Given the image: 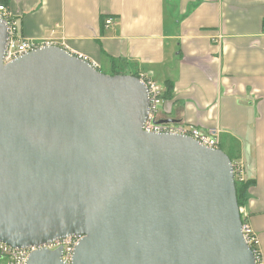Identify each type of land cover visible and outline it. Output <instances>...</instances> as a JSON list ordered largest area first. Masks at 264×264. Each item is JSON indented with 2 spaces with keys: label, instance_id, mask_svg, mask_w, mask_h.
<instances>
[{
  "label": "water",
  "instance_id": "1",
  "mask_svg": "<svg viewBox=\"0 0 264 264\" xmlns=\"http://www.w3.org/2000/svg\"><path fill=\"white\" fill-rule=\"evenodd\" d=\"M8 37L0 20V242L81 235L71 264H255L221 149L145 133L136 76L56 46L5 65ZM27 264L66 263L58 248Z\"/></svg>",
  "mask_w": 264,
  "mask_h": 264
},
{
  "label": "crops",
  "instance_id": "2",
  "mask_svg": "<svg viewBox=\"0 0 264 264\" xmlns=\"http://www.w3.org/2000/svg\"><path fill=\"white\" fill-rule=\"evenodd\" d=\"M0 1L25 39L157 82L168 92L161 121L218 127L220 149L255 180L242 209L264 260V0Z\"/></svg>",
  "mask_w": 264,
  "mask_h": 264
},
{
  "label": "built area",
  "instance_id": "3",
  "mask_svg": "<svg viewBox=\"0 0 264 264\" xmlns=\"http://www.w3.org/2000/svg\"><path fill=\"white\" fill-rule=\"evenodd\" d=\"M0 20L7 24L9 32L8 43L3 60L5 65L12 63L33 51L45 47L56 46L67 50L83 61L90 63L95 69H98V66L95 62L91 61L85 56L77 55L71 52L64 44L58 42L57 40L50 38L40 42H33L25 39L20 32V18L15 15L5 3H2L1 1ZM111 23V19L106 21V25H110ZM137 78H139V80L146 86L150 98L149 113L143 126V131L145 133L184 136L209 149H220L221 130L218 127L202 131L198 128L179 124L160 123L161 107L165 102L164 90L157 82L149 78L144 73L138 74ZM232 164L235 181L243 182L245 180L243 174V165L241 163ZM240 213L242 219V234L245 242L254 254L255 264H264L263 255L260 250L259 238L254 232L248 217L244 214L243 209H240ZM82 239L83 236L77 235L53 243L26 249L13 248L3 242H0V258L5 260L6 264H27L30 254L34 251L42 249L55 251L58 248H62L63 262L66 264H71L75 247Z\"/></svg>",
  "mask_w": 264,
  "mask_h": 264
},
{
  "label": "trees",
  "instance_id": "4",
  "mask_svg": "<svg viewBox=\"0 0 264 264\" xmlns=\"http://www.w3.org/2000/svg\"><path fill=\"white\" fill-rule=\"evenodd\" d=\"M112 75H125V74L121 72H114ZM133 76L137 77L136 74H134ZM167 93L165 92L164 98L166 97ZM254 184H255L254 179H247V178H245L243 182H236L237 198L240 208L241 207L243 208L246 205L248 192L250 188L254 186Z\"/></svg>",
  "mask_w": 264,
  "mask_h": 264
},
{
  "label": "rangeland",
  "instance_id": "5",
  "mask_svg": "<svg viewBox=\"0 0 264 264\" xmlns=\"http://www.w3.org/2000/svg\"><path fill=\"white\" fill-rule=\"evenodd\" d=\"M240 209H242V207ZM0 264H6L5 260L0 258Z\"/></svg>",
  "mask_w": 264,
  "mask_h": 264
}]
</instances>
